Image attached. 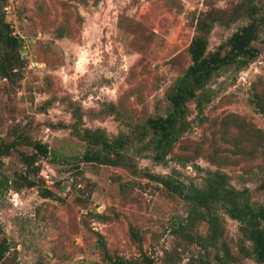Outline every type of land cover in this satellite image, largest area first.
<instances>
[{
	"label": "rangeland",
	"instance_id": "1",
	"mask_svg": "<svg viewBox=\"0 0 264 264\" xmlns=\"http://www.w3.org/2000/svg\"><path fill=\"white\" fill-rule=\"evenodd\" d=\"M246 1L264 5V0L7 2V20L23 38L22 78H0V144L24 133L48 144L49 154L26 161L35 150L19 144L3 157L0 241L6 238L10 248L0 264H108L99 234L108 252L135 258L140 245L131 238L133 226L157 263L264 264L242 252L240 224L223 210L217 243L203 249L184 240L176 227L187 217L188 204L146 174L174 173L187 185H201V169H220L264 207V33L253 62L212 81L203 113L195 101L189 103L191 129L167 164L132 151L137 170L83 161L87 144L72 127L74 110L82 116L80 131L102 128L110 136L132 133L149 116L166 113L165 96L191 63L188 48L198 15L227 19ZM242 23L216 24L209 49ZM233 114L238 121L230 120ZM139 148L136 142L134 151ZM25 177L38 184L27 186ZM46 188L53 197L43 196ZM191 230L206 235L209 224L200 221ZM223 245L229 256L223 257Z\"/></svg>",
	"mask_w": 264,
	"mask_h": 264
},
{
	"label": "trees",
	"instance_id": "2",
	"mask_svg": "<svg viewBox=\"0 0 264 264\" xmlns=\"http://www.w3.org/2000/svg\"><path fill=\"white\" fill-rule=\"evenodd\" d=\"M9 0H0V78L15 82L22 78L18 69L20 62L19 49L23 45V38L15 33L11 22L7 20L6 10ZM238 20L240 25L228 38L217 47L210 50V34L216 24L231 26ZM264 33V5L259 6L251 2H243L225 19L222 16H213L212 13H200L195 23V34L190 42L188 52L191 57L190 65L175 82L165 98L167 101L166 113L149 116L142 124L133 128L132 133L121 132L110 136L102 128H84L80 131L77 126L82 120L79 110H74L76 121L72 123L74 134L85 141L87 146L83 153V161L123 166L137 170V164L132 152L151 158L159 164H167L176 144L186 132L191 129L189 119L191 110L189 103L196 102L199 113L211 100V83L223 71L234 69L240 71L253 62L260 54L256 45ZM264 43V38L261 39ZM260 108V103L257 102ZM263 110V109H262ZM230 120L238 121L239 116L233 114ZM22 134V133H21ZM136 142L140 148L134 151ZM19 144L31 146L35 153L25 159L30 160L49 154V146L30 136L19 135L13 141L0 144V172L4 166V156L9 155ZM186 164L187 161L184 160ZM184 164V165H185ZM201 169L200 166L197 167ZM205 172L203 183L194 182L187 185L173 174H158L147 172V176L164 185L171 193L179 195L188 204V215L176 227L177 234L190 244H196L203 249L208 248V243H217L221 236V221L219 210L236 220L240 224L242 233L241 250L258 263H264V207L251 200L249 188L239 189L230 181V175L220 169H201ZM27 186L37 185L34 179L26 178ZM41 182H44L41 179ZM264 188V175L263 185ZM44 197H53L54 192L48 188L43 189ZM200 221L209 224L206 235L192 232L193 226ZM175 232V228H174ZM131 238L140 245L139 255L127 258L122 255H113L106 249V241L99 234V243L104 247L105 259L108 264H162L157 263L154 256L142 247V237L136 227H131ZM246 241L251 243L247 247ZM6 238L0 241V261L9 251ZM224 256H229L227 245H223ZM223 260L222 256L218 257ZM198 264H205L202 261Z\"/></svg>",
	"mask_w": 264,
	"mask_h": 264
}]
</instances>
